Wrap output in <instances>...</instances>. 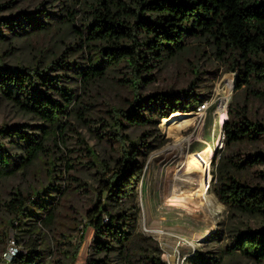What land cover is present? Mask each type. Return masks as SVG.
<instances>
[{
	"label": "trees",
	"instance_id": "trees-1",
	"mask_svg": "<svg viewBox=\"0 0 264 264\" xmlns=\"http://www.w3.org/2000/svg\"><path fill=\"white\" fill-rule=\"evenodd\" d=\"M14 1L0 2V98L48 130L34 136L26 126L0 128V179L28 172L47 156V143L63 137V119L80 105L78 85L113 76L130 90L128 111H113L107 124L120 138L124 123L144 128L154 118L160 122L194 111L204 99L186 90L144 95L141 89L153 84L168 62L186 54L190 42L205 43L237 81L223 125L225 152L213 162L211 186L228 211L225 232L215 237L226 238L228 245L220 260L197 252L194 261L220 264L224 256H239L264 264V115L256 117L249 108V101L264 107V0H72L73 10L62 17L47 11L42 18L37 12L4 15ZM78 20L80 29L73 28L87 53L84 66L71 67L70 61L44 55L45 50L27 61L17 57L20 44L48 35L56 23ZM125 137L131 150L113 168L104 166L109 180H101L99 200L85 214V229L94 231L87 264H167L160 245L138 231L143 165L134 142ZM60 167L73 169L67 163ZM48 172V187L0 198V264H46L48 258H54L51 264H76L81 244L74 245L73 235L58 225L70 183L57 184L64 179L61 170ZM11 243L17 253L6 259Z\"/></svg>",
	"mask_w": 264,
	"mask_h": 264
},
{
	"label": "rangeland",
	"instance_id": "rangeland-1",
	"mask_svg": "<svg viewBox=\"0 0 264 264\" xmlns=\"http://www.w3.org/2000/svg\"><path fill=\"white\" fill-rule=\"evenodd\" d=\"M11 1L0 0L1 3ZM74 4L76 2L72 0H15L14 9L4 15L37 12L36 16L42 18L40 13L47 11L62 17L67 10H73ZM61 22L56 23L48 35L30 38L29 46L20 44L17 57L27 61L45 50L44 55L52 54L60 62L70 61L71 67L74 64L84 66L87 53L80 48L81 41L73 28L80 29V20L71 22L73 25ZM3 50L0 48V52ZM226 65L208 44L190 42L186 54L168 62L155 74V82L141 89L144 95L186 90L197 99H204L194 111L178 112L190 120L178 135L171 132L172 125L164 126V119L157 122L154 118V122L144 128L124 123L119 136L121 132L124 135L120 138L107 124L111 122L113 111H128L133 102L130 90L121 86L122 83L113 76L85 86L78 85L76 93L80 105L63 119L62 125L67 128L63 137L47 143V156L34 168L14 178L0 179V198H8L16 190L27 192L48 187V169L58 173L61 170L64 179L56 182L63 187L70 183V188L61 207L58 225L73 235L71 242L74 245L81 244L76 264H87L94 231L85 229V214L99 200L101 180H109V177H103L104 166L113 168L131 150L132 146L125 137L128 136L143 165L137 201L140 209L138 231L160 245L166 263L169 257L179 256V264H196L193 255L197 252L220 260L228 241L215 235L219 230L225 232L228 211L211 192L213 162H218L225 152V144L221 150L219 145L224 139L223 125L228 120L237 81L236 73L228 71ZM121 70L126 72L123 68ZM230 81L233 82L232 89ZM241 98L243 100L244 96ZM249 108L256 117L264 115V107L259 104L249 101ZM4 125L26 126L27 134L34 136H42L43 131L48 130L44 123L0 98V128ZM207 150L210 158L205 162L201 155ZM183 158L196 167L195 173L200 178L202 195L196 205L184 196L188 184L182 172ZM66 163L73 169L65 171V167H60ZM74 178L77 181H71ZM80 222L82 225L74 230ZM12 247L13 243L9 245ZM53 259L48 258L46 264H51ZM220 264L254 263L239 256H224Z\"/></svg>",
	"mask_w": 264,
	"mask_h": 264
},
{
	"label": "bare ground",
	"instance_id": "bare-ground-1",
	"mask_svg": "<svg viewBox=\"0 0 264 264\" xmlns=\"http://www.w3.org/2000/svg\"><path fill=\"white\" fill-rule=\"evenodd\" d=\"M232 86H233V82L230 81V83H229L230 89H232ZM186 118H187V116L176 113V114H173L170 118L165 119L163 121V124L166 127L169 126V125H172L171 132L173 134L178 135L190 123V120H188ZM187 141L188 140H186V142ZM201 158H204L205 159V162H207V160L210 158V152H209V150L205 151L201 155ZM187 162H189V160L187 159V161H186L183 158L184 167H183V171L182 172L185 174V179L186 180H184V181H187V184H188L187 185V190L184 189L185 192H186V193L184 192V194H185L184 196H187V201H189V202L192 201L196 205V202H198L200 200V197L202 195L201 194V189H200V178L195 173L196 167L195 166H192L190 163H187ZM181 195H182V193H181ZM199 207H197V208H199Z\"/></svg>",
	"mask_w": 264,
	"mask_h": 264
},
{
	"label": "built area",
	"instance_id": "built-area-1",
	"mask_svg": "<svg viewBox=\"0 0 264 264\" xmlns=\"http://www.w3.org/2000/svg\"><path fill=\"white\" fill-rule=\"evenodd\" d=\"M224 140H225V137H224V139L222 140V142H221V144L219 145V149L221 150V149H223V146H224V144H225V142H224ZM17 253V250L16 249H14V248H10V250H9V254H6V255H4V257L6 258V259H8V258H10V257H12V256H14L15 254ZM193 255V254H192ZM174 258V264L176 263V264H179L180 263V259H179V256H171V257H169L168 259H167V263L168 264H172V259ZM185 260H186V258H184Z\"/></svg>",
	"mask_w": 264,
	"mask_h": 264
},
{
	"label": "water",
	"instance_id": "water-1",
	"mask_svg": "<svg viewBox=\"0 0 264 264\" xmlns=\"http://www.w3.org/2000/svg\"><path fill=\"white\" fill-rule=\"evenodd\" d=\"M171 261H172V263H174V258Z\"/></svg>",
	"mask_w": 264,
	"mask_h": 264
}]
</instances>
